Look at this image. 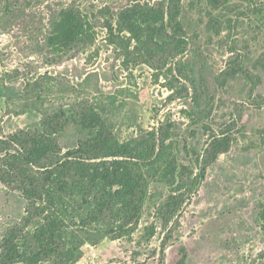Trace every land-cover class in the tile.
<instances>
[{"label": "rangeland", "instance_id": "rangeland-1", "mask_svg": "<svg viewBox=\"0 0 264 264\" xmlns=\"http://www.w3.org/2000/svg\"><path fill=\"white\" fill-rule=\"evenodd\" d=\"M139 1L155 4L162 0ZM130 3L1 0V132L8 135L21 128L41 127L39 112L31 109L16 116L7 114V107L21 100L24 78L45 72L64 76L75 85L90 72H98L102 91L117 93L127 103L124 109L134 113L140 123L121 126V140H146L150 131L173 123L179 162L196 169V157L204 152L211 135L230 128L234 136L230 151L208 168L198 193L170 227H163L157 212L173 188L160 178L149 177L133 236L106 238L95 246L86 244L76 264H264V69L258 62L264 56V0H230L219 8L208 0H180L179 21L186 32V50L164 66L158 59L155 68L131 64L126 69L124 58L107 42L106 25L107 21L115 24L119 12ZM72 5L95 25L96 45L75 58L50 62L54 55L43 46L61 9ZM211 17L226 22L221 34L207 28ZM233 68L240 71L228 76ZM15 69L25 76L18 82H4L2 74ZM191 78L205 84V96L210 98L206 113L195 103ZM172 85L174 90L170 89ZM67 108L69 122L57 135L63 152L94 133ZM27 206L28 201L18 190L0 182V239L21 221ZM152 225L156 233L150 236L148 228Z\"/></svg>", "mask_w": 264, "mask_h": 264}, {"label": "trees", "instance_id": "trees-1", "mask_svg": "<svg viewBox=\"0 0 264 264\" xmlns=\"http://www.w3.org/2000/svg\"><path fill=\"white\" fill-rule=\"evenodd\" d=\"M179 1L150 4L131 0L115 24L107 21V42L124 58L126 69L131 64L155 68L158 59L164 66L186 50ZM208 1L215 8L230 3ZM225 24L223 19L211 17L207 28L221 34ZM96 41L97 30L91 19L72 5L61 9L43 49L54 55L50 62L60 63L91 50ZM258 62L264 69V56ZM238 71L233 68L228 76ZM23 76L15 69L1 78L14 83ZM24 79V94L15 105L8 103L7 114L19 116L35 110L42 116L41 127L4 135L0 124V182L18 190L28 201L24 217L0 239V264H76L86 244L132 237L139 226L149 177L160 178L173 188L157 212L167 229L198 193L208 168L233 145L230 128L212 134L204 152L196 157V169L179 162L173 123L150 131L146 140H121V126L140 123L134 113L124 109L127 103L117 93L102 91L98 72H90L77 85L48 72ZM190 81L195 103L206 113L210 98L205 96V84L198 78ZM67 106L82 126L94 133L63 152L57 135L69 122ZM148 231L154 235L155 225Z\"/></svg>", "mask_w": 264, "mask_h": 264}]
</instances>
